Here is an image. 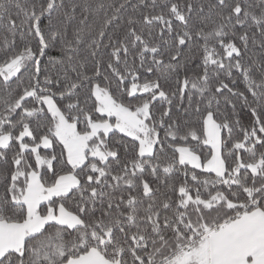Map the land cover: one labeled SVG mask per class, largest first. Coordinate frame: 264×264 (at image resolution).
I'll use <instances>...</instances> for the list:
<instances>
[{"label":"snow or ice","instance_id":"obj_1","mask_svg":"<svg viewBox=\"0 0 264 264\" xmlns=\"http://www.w3.org/2000/svg\"><path fill=\"white\" fill-rule=\"evenodd\" d=\"M0 264H264V0H0Z\"/></svg>","mask_w":264,"mask_h":264}]
</instances>
